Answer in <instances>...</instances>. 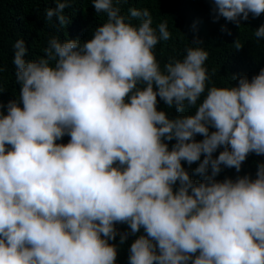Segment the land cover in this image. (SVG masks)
Instances as JSON below:
<instances>
[{"label": "clouds", "instance_id": "9594fccd", "mask_svg": "<svg viewBox=\"0 0 264 264\" xmlns=\"http://www.w3.org/2000/svg\"><path fill=\"white\" fill-rule=\"evenodd\" d=\"M54 3L46 18L68 25L72 0ZM115 3L92 0L106 21L90 38L50 35L37 59L23 39L13 45L19 96L0 100V264H116V224L143 229L129 264H264V162L255 178L216 179L222 165L239 173L250 153L264 156V68L208 87L197 46L162 69L154 48L171 38L167 22L153 28L148 9L125 16ZM211 3L214 22L238 27L264 14V0ZM254 35L264 39V24ZM158 97L177 114L196 110L169 118ZM182 161L198 162L199 181Z\"/></svg>", "mask_w": 264, "mask_h": 264}, {"label": "trees", "instance_id": "16d2710c", "mask_svg": "<svg viewBox=\"0 0 264 264\" xmlns=\"http://www.w3.org/2000/svg\"><path fill=\"white\" fill-rule=\"evenodd\" d=\"M121 14L128 16L130 8L148 9L152 17V27L167 22L171 38L167 41L160 40L154 48V53L161 68L172 58L182 59L186 47H203L208 52L205 67L210 77L208 87H228L235 84L231 80L232 75H247L249 79L258 74L264 68V39H257L255 29L264 24V14L253 17L249 14L247 20H241L238 27L235 23L226 21L221 17L213 21L211 0H119L115 3ZM54 0H0V100L7 103L8 100L18 98L19 85L15 80V68L12 64L13 45L18 39H23L28 48V59H37L43 55V49L47 46L50 35H55L61 40L68 38H90L97 25L106 21V14L95 12L92 0H72L70 7L64 10V15L69 18V24L60 26L55 17L49 21L45 12L48 8H54ZM134 24L139 20L133 19ZM157 34L158 30H157ZM201 41L202 45H196L193 41ZM242 45L236 50L235 43ZM158 99V110H163L169 118L176 115L193 114L195 108L186 109L184 113L177 114L175 109H169ZM203 99V97H201ZM199 103V101H198ZM214 129H210L213 131ZM70 138L65 135L57 143H67ZM197 141L203 139L201 135L195 137ZM169 148L175 141H168ZM222 148L217 149L213 156H217ZM203 159V157H201ZM264 162V156L250 153L242 163L239 173L234 168L221 166V172L217 180L225 177L235 179L238 175L245 174L255 178L257 163ZM182 166L189 172L194 181L201 177L194 174L197 163L188 165L182 161ZM210 171V169H209ZM122 233L137 238L140 233L132 235L126 224H116ZM134 240L126 239L120 243V235L109 241L117 246L116 264H129V248Z\"/></svg>", "mask_w": 264, "mask_h": 264}, {"label": "water", "instance_id": "95a60500", "mask_svg": "<svg viewBox=\"0 0 264 264\" xmlns=\"http://www.w3.org/2000/svg\"><path fill=\"white\" fill-rule=\"evenodd\" d=\"M115 228H116V230H117V234H123L122 233V231L121 230H119V229H117V227L115 226ZM126 239H129V240H135L136 238H131V237H129V236H127V238Z\"/></svg>", "mask_w": 264, "mask_h": 264}]
</instances>
